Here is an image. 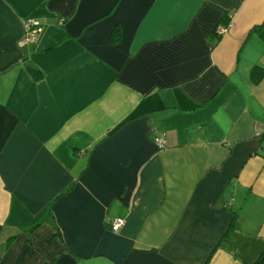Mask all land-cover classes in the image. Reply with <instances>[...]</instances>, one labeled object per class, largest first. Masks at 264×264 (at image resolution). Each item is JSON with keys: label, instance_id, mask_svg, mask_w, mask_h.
<instances>
[{"label": "crops", "instance_id": "crops-1", "mask_svg": "<svg viewBox=\"0 0 264 264\" xmlns=\"http://www.w3.org/2000/svg\"><path fill=\"white\" fill-rule=\"evenodd\" d=\"M26 18L43 29L20 43ZM263 18L264 0H0V264H251Z\"/></svg>", "mask_w": 264, "mask_h": 264}, {"label": "built area", "instance_id": "built-area-1", "mask_svg": "<svg viewBox=\"0 0 264 264\" xmlns=\"http://www.w3.org/2000/svg\"><path fill=\"white\" fill-rule=\"evenodd\" d=\"M43 26L39 23L38 20L33 18H26L23 21V31L22 37L19 42H34L37 40L38 36L42 32ZM225 26H221L218 28V32L224 31ZM260 131H256L255 135H259ZM153 141L157 148L164 147L166 145L165 135L163 132L157 133L153 136ZM124 223V218L121 216L113 217L110 221V228L113 230H117Z\"/></svg>", "mask_w": 264, "mask_h": 264}, {"label": "trees", "instance_id": "trees-1", "mask_svg": "<svg viewBox=\"0 0 264 264\" xmlns=\"http://www.w3.org/2000/svg\"><path fill=\"white\" fill-rule=\"evenodd\" d=\"M228 21H229V18H227L226 16H223V17H221V23L220 24L225 26V28H226ZM249 31L257 32V34L264 40V18L260 23L253 25L249 29ZM217 32L218 31H216V33ZM221 32H223V31H221ZM221 32H218V33H221ZM215 35H216L215 38H218V34H215ZM249 72H250V76H251L253 82L257 81L262 74L261 67L259 65H256V64L250 68ZM33 73H35V71H33ZM251 264H264V249L258 254V256L254 259V261Z\"/></svg>", "mask_w": 264, "mask_h": 264}, {"label": "rangeland", "instance_id": "rangeland-1", "mask_svg": "<svg viewBox=\"0 0 264 264\" xmlns=\"http://www.w3.org/2000/svg\"><path fill=\"white\" fill-rule=\"evenodd\" d=\"M20 37H22V33H21V36Z\"/></svg>", "mask_w": 264, "mask_h": 264}]
</instances>
